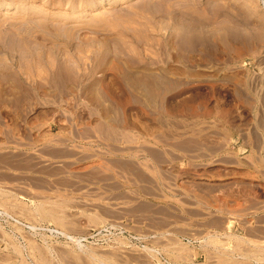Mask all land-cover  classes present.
I'll list each match as a JSON object with an SVG mask.
<instances>
[{
  "label": "rangeland",
  "instance_id": "obj_1",
  "mask_svg": "<svg viewBox=\"0 0 264 264\" xmlns=\"http://www.w3.org/2000/svg\"><path fill=\"white\" fill-rule=\"evenodd\" d=\"M0 264H264V0H0Z\"/></svg>",
  "mask_w": 264,
  "mask_h": 264
},
{
  "label": "bare ground",
  "instance_id": "obj_2",
  "mask_svg": "<svg viewBox=\"0 0 264 264\" xmlns=\"http://www.w3.org/2000/svg\"><path fill=\"white\" fill-rule=\"evenodd\" d=\"M99 3V2H98ZM98 5V4H97ZM129 5V4H128ZM169 5V4H168ZM8 10H13V9H15L16 7H14L13 8V4H8ZM87 6V5H86ZM33 7V6H32ZM21 8V7H20ZM7 10V11H8ZM77 18V17H76ZM80 18V17H79ZM59 30V29H58ZM74 31V30H73ZM65 33V32H64ZM21 36V35H20ZM31 36V35H30ZM7 42H8V44H11V45H13V46H17L18 44L19 45H22V43H27V41H28V38H19V35H17V36H10V35H8L7 37ZM13 43V44H12ZM192 44H189V46H191ZM101 46V45H100ZM27 47V46H26ZM21 48V47H20ZM28 51V50H27ZM13 52V51H12ZM33 55V54H32ZM25 57H28V56H25ZM36 58V57H35ZM60 64H62L61 62H59ZM28 64H29V62H28ZM33 66V65H32ZM64 66H62V68H63ZM58 72V71H57ZM66 72V71H65ZM16 76V75H15ZM58 76V75H57ZM55 77L56 79L58 78V77ZM60 76V75H59ZM65 76V75H64ZM72 77V76H71ZM61 78H63L62 76H61ZM59 80H60V78H58ZM57 79V80H58ZM68 82V81H67ZM64 83V82H63ZM62 83V84H63ZM67 84V83H66ZM70 85V84H69ZM66 87V86H65ZM64 90V89H63ZM62 92V91H61ZM19 222V221H18ZM44 256V255H43Z\"/></svg>",
  "mask_w": 264,
  "mask_h": 264
}]
</instances>
